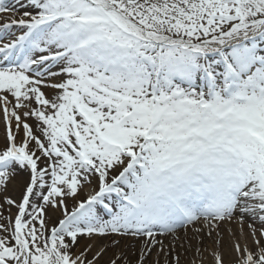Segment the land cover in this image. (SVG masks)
<instances>
[{"label":"snow or ice","instance_id":"obj_1","mask_svg":"<svg viewBox=\"0 0 264 264\" xmlns=\"http://www.w3.org/2000/svg\"><path fill=\"white\" fill-rule=\"evenodd\" d=\"M0 16V264H264V0Z\"/></svg>","mask_w":264,"mask_h":264},{"label":"bare ground","instance_id":"obj_2","mask_svg":"<svg viewBox=\"0 0 264 264\" xmlns=\"http://www.w3.org/2000/svg\"><path fill=\"white\" fill-rule=\"evenodd\" d=\"M12 2H14V0H9V3H12ZM23 10L25 11L27 9H23ZM44 91L49 96L54 94L51 89H44ZM29 122L30 123H34V121H29ZM3 143H4V126H3V123L0 122V147L3 146ZM86 192H87V189H86ZM7 194L11 195L13 198L18 199L19 196H20V189L18 187H16L15 185L10 184ZM82 195H84V194H82ZM72 203H73L72 201H69V206L70 207H71ZM11 212L14 215L15 212H16V209L13 208L11 210ZM5 216H8V212L6 210H5ZM54 219L55 218L53 217L49 221L50 225H51V223H53ZM233 227H235V226H233ZM180 236H181V240L179 242H177L176 245H175L176 252L180 254L181 264H189V262H187V259L189 257H192L193 250H194L195 245H196V239L193 237V234H192L191 231L188 232L186 237L184 236L183 231H181ZM159 238L164 240L165 245H167L168 247H172V244H171L169 238H166V237H159ZM228 240H229V237H228L227 233L225 232V243H227ZM80 243H81V245H83L85 243V241L83 239H81ZM181 243L183 244V247L180 246ZM207 243L209 245H211V241L206 239L205 240V244L208 245ZM189 244H191L193 246L192 249H189ZM136 245H137V248H138L139 247V242H136ZM165 250L167 251V248ZM157 251H158V249H154L153 250L152 256L149 258V264H154V261L157 259V257H156V252ZM128 252L131 255L132 252H133V249L131 247H129ZM134 258L135 257H133V259ZM159 261H160V264H164V256H163V254H161L159 256Z\"/></svg>","mask_w":264,"mask_h":264},{"label":"rangeland","instance_id":"obj_3","mask_svg":"<svg viewBox=\"0 0 264 264\" xmlns=\"http://www.w3.org/2000/svg\"><path fill=\"white\" fill-rule=\"evenodd\" d=\"M23 11H24L23 9H20V11L17 12V14H16V18H17V19L19 18L20 15H22ZM9 15H10V14H9ZM4 22H5L4 18H3L2 16H0V24H2V23H4ZM13 31H15L16 35H19V34H20V30H19V29L14 28ZM87 191H90V188L87 189ZM4 215H5V211H4ZM207 244H208V243H207ZM208 246H211V245L208 244ZM186 257H187V256H186ZM191 258H192V257H189V258L187 259V262H189V260H191Z\"/></svg>","mask_w":264,"mask_h":264}]
</instances>
